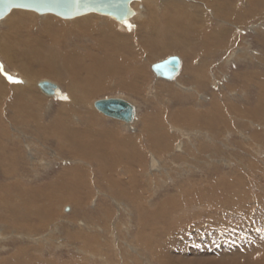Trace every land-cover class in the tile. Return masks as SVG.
<instances>
[{"label": "rangeland", "instance_id": "rangeland-1", "mask_svg": "<svg viewBox=\"0 0 264 264\" xmlns=\"http://www.w3.org/2000/svg\"><path fill=\"white\" fill-rule=\"evenodd\" d=\"M148 1L143 2L147 5ZM184 1L193 3V0ZM162 4L161 0H155L143 17L136 15L140 20L138 23L149 35L138 38L144 47H148L149 55L144 57L146 60L135 61L134 68L133 61L128 60L126 64L134 70L120 79L127 80L126 84L117 85L114 84L118 79L105 73L103 66H97L96 71L93 67L91 71L85 68L91 64L87 55L91 49H96L93 46L97 43L85 29H67V33L58 29L55 34V31L29 23L30 20L20 21L16 30L0 21V76L10 85L8 90L0 92V101L4 103L0 105V123H9L5 126L10 128L11 137L14 133L11 124L19 130L27 125L26 131L35 135L34 119L37 118V142L30 141L38 154L30 155L28 151L26 157H36L41 166L45 162L49 164L51 149L56 150V147L61 159L70 157L67 161L73 160V163H67L58 158L55 159L56 166L47 169L42 166L38 171L32 163L26 165L25 156L17 162L11 161L10 155H13L9 153L17 150L19 145L14 142V146L13 141H6L7 136H0V264H264V16L257 23L261 28L254 27V21H249L246 28L239 31V26L231 21L210 16L211 27L207 30L230 28L234 34L229 33V39L225 38V41L215 37L206 43L202 39L199 42L207 45L203 47L205 45L201 46L193 39L187 44L177 43L176 39H182L180 35H184V31L177 26L169 27L174 23L169 18L175 12L165 11ZM115 21L113 29L110 25L102 28L111 30L103 35L109 41L115 42L127 33L138 34L136 24L127 22L131 25L124 28L127 26ZM181 22L182 18L179 24ZM26 28L33 35L28 30L22 33ZM12 44L17 48L9 46ZM174 44L180 49H186L184 46L187 45L194 49L176 52L170 49ZM4 48L6 58L2 52ZM16 49L20 54L29 51L26 56L15 54L16 57H10ZM245 49L253 55L238 52ZM75 51L81 59L78 58L79 62L76 59L79 65L70 68L69 55ZM119 52L116 48L101 57L116 70L121 67ZM233 52L236 56L230 57ZM170 58L183 60L179 67L182 65L186 72L178 84L171 83L178 75L167 77L152 66ZM53 59L57 60L56 70L51 64ZM196 61L200 66L206 65V73H210L201 72V83H196L190 74L191 65ZM69 68L75 72L77 84L84 91H76L72 85ZM137 69L144 74L141 73L142 78L134 82ZM123 70H126L125 65ZM26 76L32 81L53 80L66 89L63 92L66 96L55 97L52 102L37 98L41 96L38 88L37 93L36 88L20 93L30 99L37 98V103L41 104L45 122L41 127L39 107L34 100L27 102L14 98L13 88L17 83L27 81ZM98 77L102 80H97ZM69 88L74 95L78 94L75 105L72 98L68 99ZM195 88L198 92L193 93ZM117 96L129 98L139 106L138 121L132 130L126 129L120 121L100 119L90 112L94 100ZM68 102L70 108L79 113L75 115H79L80 123L70 117V112L62 110V104ZM17 111L22 114L16 117ZM58 117L74 123V129L70 130L71 155H61L54 136H48L47 131L41 129L53 127ZM19 121V126L14 124ZM168 122L174 124L175 130ZM149 130H154L155 135ZM107 131L120 135L110 142ZM128 135L139 138L137 147L126 148L134 153L116 157L113 147L129 146L133 138L129 139ZM179 140L185 143V149L182 153L170 154ZM45 141H51L52 148L44 145ZM91 141L94 150L103 146V152L110 150V154H95L94 150L86 152L87 143ZM143 148L145 151L162 149L164 169L161 171L168 175L161 172L145 177V172H149L146 153L147 159L146 162L143 159V163L147 166L140 173ZM78 161L79 164L74 163ZM31 165L38 171H35L36 175L30 169ZM65 167L71 171V186H64V190L61 184L51 186V180L58 177L62 180L60 183H66L61 178L66 174ZM16 179L20 185L10 186ZM118 183L124 184L121 185L124 192L120 193ZM21 184L27 191L26 196L20 192ZM61 192H69L68 197L61 199ZM135 192L141 193L143 198ZM125 202H129L132 209ZM47 207L52 211L51 215L47 213L50 211ZM145 208L151 211L150 216L149 212H143Z\"/></svg>", "mask_w": 264, "mask_h": 264}, {"label": "bare ground", "instance_id": "bare-ground-1", "mask_svg": "<svg viewBox=\"0 0 264 264\" xmlns=\"http://www.w3.org/2000/svg\"><path fill=\"white\" fill-rule=\"evenodd\" d=\"M144 0H141V1H136V2H133L131 4V7H134L136 8L133 9V17L124 21V22H120L121 26H127V27H124V28H128L132 23L133 24H136L137 27H138V34L137 35H133V34H130V33H127L125 35H122L121 36V39H117L115 40V42H111L109 41L108 38H104L103 35L106 34V32H109L111 30H102V28H105L106 25H110V28L113 29L112 25H114L116 23L115 19H113L112 17H109V16H102V15H99V14H96V13H89V14H86V15H83V16H80V17H77V18H73V19H66V20H63L61 19V17L59 16H56L54 14H44L42 15V18H39V14L34 12V11H29V10H23V9H14L10 12L9 15H7L4 19L0 20L1 22L5 21L7 22L8 25L11 26L12 29H17L18 24H20L21 22L20 21H29V23H34L35 25H37V27H43V30L45 28H47L48 30H52L55 34H58V29H61L64 31L69 32V30L67 31V29H73V28H78V29H85L87 32H90L91 33V36H93V39H95V41H97L96 44H94L93 47H96V49H91L89 51V54L87 56H90V58H88L90 60V63L89 64V67H87V65L85 66V68L88 70V71H91L92 70V67L95 69L96 71V68L97 66H103L102 67V70H104L105 73L113 76L114 79H118V81H116V83L114 85H117V84H126V82L124 81H120V79H122L123 77L126 78V73L129 71H133L134 69V65H135V61H143V60H146V58L144 59V57H147L149 55V50H148V47H144L143 44H141L139 42V39L138 38H145V35L146 37H149L147 31L145 30L144 26L142 24H139L138 22H140V20H137V17L136 15L138 16V18H141L144 16V13L145 11H147L149 5L155 1V0H149L147 5L143 2ZM176 1V2H175ZM161 2H163V4L161 5L162 8L165 10V11H168V12H175L174 13V16L170 17L169 19L173 20L174 23L171 24L169 27H173V26H177L178 29L179 27L183 29L184 31V35H180L182 37V39H176L177 40V43L180 44V43H186L187 44V41H190L191 39L195 40L198 44L201 43L199 41H201L203 39V41H206V43H208L211 39L215 38V37H219L221 39H223L225 41V38L229 39V33L230 34H234L233 30L232 29H220L218 31L216 30H207L208 28H210L211 26L209 25L210 22H209V19H211L212 17L214 16H218L222 19H227L229 21H231V23L233 24H236L239 26L238 28V31L240 29H244L246 28V25L248 24L249 21H254L255 23V26L256 28H261V25L257 24L259 23V20L264 16V0H193V3L189 1V3H186L184 0H161ZM137 8H140V10H137ZM38 14V15H37ZM39 16V17H38ZM210 16H212L210 18ZM20 19H17L19 18ZM182 18V22L179 24V21L181 20ZM65 19V18H64ZM0 22V23H1ZM131 24H129V23ZM28 23V25L30 26V24ZM102 24V25H101ZM251 24V23H250ZM233 26V25H232ZM15 27V28H14ZM50 27V28H49ZM134 27V25H133ZM199 27H204V28H199ZM30 28V27H29ZM29 28L27 29H24V31H22V33L26 32V30H28L27 32H29L30 34H32L30 31H29ZM57 28V29H56ZM21 29V28H20ZM132 29V28H131ZM82 30V31H83ZM126 30V29H125ZM124 30V31H125ZM20 32V31H19ZM78 32V31H76ZM232 32V33H231ZM18 33V32H16ZM20 33V34H22ZM80 33V32H79ZM78 33V34H79ZM129 34V35H128ZM181 34V33H180ZM33 35V34H32ZM81 35V34H80ZM89 35V34H88ZM112 35H113V32H112ZM188 37V38H187ZM102 38V39H101ZM86 39V38H85ZM189 39V40H187ZM88 41V40H87ZM194 41V42H195ZM195 42V43H196ZM211 42V41H210ZM89 43H90V40H89ZM93 43V42H92ZM146 43V41H145ZM205 42L204 43H201V46L202 45H205L206 44ZM189 44V43H188ZM200 45V44H199ZM13 48H17L15 47L13 44L12 45H9ZM186 49L190 50L191 47H189L188 45L187 46H184ZM203 47H207V45L203 46ZM212 47V46H211ZM12 48V49H13ZM118 48L119 51V55H118V61L121 63V67L117 68L116 70L113 69V65H111V63H104L101 55H105L107 54L109 51H115V49ZM208 48H210V46L208 45ZM170 49L174 50V51H179V47L177 45H173V47H170ZM186 49H180V50H186ZM194 49V48H192ZM191 49V50H192ZM202 49V48H201ZM213 49V47H212ZM249 49V48H248ZM5 48L4 50L2 49V52H3V55L5 56L6 58V53H5ZM17 52H13L14 54H10V57L11 56H15L18 54V55H21V56H26L28 54V51L29 50H25V53H19L18 49H16ZM60 50L62 51L63 49H61V46H60ZM203 50V49H202ZM208 50V49H207ZM216 50V49H215ZM11 51V50H10ZM196 51V50H195ZM22 52V51H21ZM197 52V51H196ZM202 52V51H201ZM239 53H244L245 52H248L250 55H253V53L249 51H247L246 49L245 50H239L238 51ZM27 53V54H26ZM184 53V52H182ZM210 53V52H209ZM232 53V52H231ZM1 54V53H0ZM16 54V55H15ZM17 55V56H18ZM181 55V54H180ZM231 55L233 56H236V53L233 52V54H230L229 56L231 57ZM2 56V55H1ZM3 56V57H4ZM77 55V52H72V54L70 53L69 57L71 58V63L72 65L70 66V68L74 66H77V64L79 65V59H81L80 56ZM141 56V57H139ZM208 56V55H207ZM242 56V55H241ZM212 57V56H211ZM210 57V58H211ZM4 58V59H5ZM22 58V57H21ZM79 58V59H78ZM233 58V57H232ZM253 59V57H250V59ZM76 59L78 60V62L76 61ZM171 59V58H170ZM170 59H164L161 63L160 61L158 63H155L156 65L152 64V66H155L156 69H158L159 71L161 70L163 74H165L166 76H171V77H175L177 76L174 80H171V83H175V84H178L179 82H181L180 79H182L183 77V73H185L186 71H183V68H182V65H181V68L178 66V67H170L169 63H170ZM203 59V58H202ZM206 59V58H205ZM209 59V58H208ZM207 59V60H208ZM240 59V58H239ZM251 59V60H252ZM6 60V59H5ZM16 60V59H15ZM128 60H132L133 61V68L130 64H126ZM197 60V58H196ZM228 60V59H227ZM231 60V59H230ZM56 61L55 59H53L51 61V64L55 69L54 66H56ZM183 60H179V62H181ZM190 61V60H189ZM199 61V60H197ZM197 61L195 63H192L191 67L190 65L188 69H190L191 71V75L194 77V80L196 83H201L203 81V79H199L201 77V72L202 73H205V74H208L206 73V70L208 69H205L206 65L203 67V66H200L199 65V62L197 63ZM210 61V60H208ZM254 61V60H252ZM231 62V61H230ZM228 62V63H230ZM7 63V62H6ZM76 64V65H73V64ZM182 63V62H181ZM180 63V64H181ZM207 63V62H206ZM210 64V62H208ZM55 64V65H54ZM137 64V63H136ZM231 64V63H230ZM126 66V70H123V66ZM146 65V64H145ZM204 65V64H203ZM29 66V65H28ZM48 66V65H47ZM143 66V65H142ZM208 66V65H207ZM260 66V65H259ZM49 67V66H48ZM150 67V66H149ZM33 68V67H32ZM69 68L68 70V74L70 75V72L71 75H72V78H73V83L72 85H74V87L76 88V91L77 90H81L82 92V88L77 84L79 81L77 79V76L75 77V72L73 73V71H70L71 69ZM147 68V67H146ZM252 68V67H251ZM186 69V68H184ZM26 71V70H25ZM111 71V72H110ZM178 71V72H177ZM189 71V70H187ZM208 71V70H207ZM28 72L29 74H32V72L30 71H26ZM152 72V71H151ZM142 74H144V71H139V69L135 70V80L133 79L132 81L134 82H137L141 77ZM161 73V74H162ZM180 74V75H179ZM210 74V73H209ZM107 75V77L109 76ZM134 75V76H135ZM159 75V74H158ZM157 75V77H158ZM186 75V74H185ZM110 76V77H111ZM145 76H146V73H145ZM226 76V75H225ZM144 77V76H143ZM27 78V81H21L20 84L17 83L15 85V87L13 88L15 90V94H14V98H16L17 100H21V99H25L27 102H29V100H34V104L38 105L39 107V111H40V117H39V125L40 127L43 125V109L41 108V104L37 103V98H40L41 100H51L54 101V98L55 97H60V98H63L64 95L63 92H65L66 89H63V87L59 86L56 81H53V80H43L41 79L40 81L39 80H34L32 81L29 77L28 79V76H26ZM142 78V77H141ZM76 79V80H75ZM101 78L98 77L97 80H100ZM186 79V78H185ZM193 79V78H192ZM208 79V77H207ZM217 79V78H216ZM102 80V79H101ZM168 80V79H167ZM205 80V79H204ZM72 81V80H71ZM158 81H161V80H158ZM165 81V80H164ZM28 82V83H27ZM162 82V81H161ZM194 82V81H193ZM45 83H50L52 84L55 88L54 90H48V88H45L43 84ZM113 83V82H112ZM197 85V84H196ZM195 85V86H196ZM223 85V84H222ZM226 85V84H225ZM9 84L6 83V81L4 79L1 78L0 76V92L2 91H6L8 90L9 88ZM71 86V85H70ZM162 86V85H161ZM180 87V86H179ZM187 87V86H186ZM256 87V86H255ZM36 88V93H37V88L39 89L40 93H41V96L38 95L36 100L33 98V99H30L28 98V95H20V93H22V91H28L30 89H34ZM45 89H47L45 91ZM185 90V88H182ZM189 89V88H188ZM72 90V89H71ZM95 90H97V88H95ZM178 90V89H177ZM193 91V89H190ZM69 93H68V99L71 100V98L74 100L73 102V105L76 104V95L78 96V94L75 93L74 95V91H70V88H69ZM84 91V90H83ZM190 92V91H189ZM198 92V89L195 88L194 92L193 93H196ZM233 92V91H232ZM239 92V91H238ZM187 93V92H186ZM192 93V92H191ZM83 94V93H82ZM81 94V95H82ZM189 94V93H188ZM20 95V96H19ZM11 96V95H10ZM75 96V97H74ZM190 96V95H189ZM240 96V95H239ZM1 97V96H0ZM86 98V96L83 95V98ZM106 99H122V98H119V96L117 97H109V98H99L97 100H94L92 102V104L90 105V109H92L94 111L91 110L90 112L96 116L97 118H104L106 120H112L114 122L117 123V121H120L118 119H115V118H111V117H108L107 115L103 114L102 112H100L96 106L97 102L99 101H102V100H106ZM16 100V101H17ZM124 101L128 102L130 105H132L134 107V117L131 121H120L122 123H120L121 125H123L126 129H129V130H132V128H134L137 124V117H138V112H139V106L138 104L133 101V100H130L129 98L128 99H123ZM26 101H23V102H26ZM3 103V101H0V105ZM189 102V101H188ZM195 103H198V102H195ZM4 104V103H3ZM84 106L83 103H80ZM184 104V103H183ZM191 104V103H190ZM261 104V103H259ZM28 106H30V103L27 104ZM186 105V104H185ZM207 105V104H206ZM32 106V105H31ZM62 106H64V108L62 109L63 111H66V112H70V117H73L74 118V121H78L80 123V120H79V113L76 112V111H73L71 108H70V103L68 102L67 104L63 103ZM80 106V105H79ZM3 107V106H2ZM67 107V108H65ZM94 107V108H93ZM228 107V106H226ZM225 107V108H226ZM1 108V106H0ZM95 109V110H94ZM227 110V109H226ZM225 110V111H226ZM194 111V110H193ZM223 111V110H222ZM258 111V110H257ZM16 113V112H15ZM72 113V114H71ZM74 113V114H73ZM75 113H78L75 115ZM197 113V112H196ZM22 113L18 112L15 114V116H19L21 115ZM82 114V113H81ZM227 114V111L226 113ZM104 116V117H103ZM14 117V116H13ZM106 117V118H105ZM206 117V116H204ZM210 117V116H209ZM22 118V116H21ZM208 118V117H207ZM11 117L8 119L10 121ZM58 121L54 124L53 127H50L49 129L47 128H41V129H44L46 132V134L48 136H54V139L57 141V145L59 146L60 150H61V155L62 153L63 154H66V155H71V152L73 151L72 150V146H73V143L71 142L70 143V137H71V134H70V130L74 129L73 128V125L74 123L72 121H69L68 123L65 121V120H61L60 117L57 118ZM145 119V118H144ZM202 119V118H201ZM211 119V118H210ZM2 120V119H0ZM6 120V119H5ZM15 120V119H14ZM18 120V119H16ZM148 120V119H147ZM204 120V118H203ZM212 120V119H211ZM23 121V120H21ZM21 121L19 122H14V124L19 126ZM146 121V120H144ZM2 122V121H1ZM11 122V121H10ZM28 122V121H27ZM26 122V123H27ZM82 122V120H81ZM209 122V120H208ZM216 122V121H215ZM30 123V122H29ZM45 123V122H44ZM146 123V122H145ZM148 123V122H147ZM9 123H0V136L3 135L5 138H6V141H13V145H14V142H17L16 145H19V147L17 148V150L13 151L11 149H6L8 150H11L9 154H12L13 156L10 155V158H11V161H15L17 162L18 161V158H21L25 156V160H27V163L26 165L29 163H32L33 166H37V170L39 171V169H41L40 167H44V168H52V166H56V164H58L57 162H55V159L56 161L57 160H61L62 162H72L73 163V160L72 161H67V159H69L70 157L68 158H65L64 160L60 158V152L59 150L55 147L56 150H52L53 148L51 147V141H45L43 144L44 145H49L48 148H52L51 149V156H50V160H49V164H47L46 162L42 164V166L40 164H38L37 162V158L36 157H26V154H28L27 152L29 151V154L30 155H33L35 152L37 153V148L34 147V144H31V142H37L35 140H37V118L34 119V126L36 127V130L33 129V132H35V135L32 134L31 131L27 132L26 131V127L27 125H23L21 126V129L19 130L18 128L14 127L12 124L9 125L11 127V130L13 133L12 137H11V134L8 132V130L10 128H6ZM24 124V123H22ZM169 124V122H168ZM170 124L172 125V122H170ZM169 124V125H170ZM207 124V123H206ZM149 125V124H148ZM133 126V127H132ZM173 128L171 129H174L175 130V127H174V124L172 125ZM227 127V126H226ZM25 128V129H24ZM28 128V127H27ZM187 128V127H186ZM185 128V129H186ZM209 128V127H208ZM211 128V127H210ZM209 128V129H210ZM141 129V128H140ZM147 129H150V128H147ZM204 129V128H203ZM30 130V129H29ZM213 131V129H211ZM140 131V130H139ZM145 131V129H144ZM152 131L154 130H149L150 133H152ZM162 131V130H161ZM176 131L178 132L179 129H176ZM11 132V131H10ZM174 132V131H173ZM180 132V131H179ZM141 133V132H140ZM146 133V131L144 132ZM189 133V132H188ZM207 133V132H206ZM106 134L109 136L110 138V142L111 141H116L115 140V136H117L116 138H118V135H120L119 133H115L113 134L112 132L110 131H107ZM154 134V132L152 133V135ZM157 134V133H156ZM203 134V133H202ZM136 135V134H134ZM155 135V134H154ZM160 135V134H159ZM197 135V134H196ZM9 136V137H8ZM129 136V139H132L130 138V135ZM166 136V134H165ZM194 136V135H192ZM191 136V137H192ZM206 136V134H205ZM139 137V136H137ZM141 137V136H140ZM144 137V136H143ZM31 138V139H29ZM135 138V137H134ZM133 138V141L129 144V146H124L125 148H120L118 146H115L113 147L114 149H116V151L114 150V152H116V157H120L122 155H132L131 153H134V151H129L128 149H130V146L132 147H137V138L134 139ZM159 138V137H158ZM184 138V137H183ZM186 138V136H185ZM147 139V138H146ZM163 139V138H162ZM165 141H168L166 139H168V137H165L164 138ZM182 139V138H181ZM23 140V141H22ZM30 140H33V141H30ZM40 140V139H39ZM183 140V139H182ZM189 140V139H188ZM195 141V139H193ZM149 142H151L150 140H148ZM23 142H24V145L23 146ZM41 142V141H40ZM121 142L123 143L124 140L121 138ZM147 142V140H146ZM4 143V142H3ZM9 144V142H7ZM5 143V144H7ZM42 143V142H41ZM142 143V142H140ZM145 143V142H144ZM156 143V142H155ZM11 144V142H10ZM28 144V145H27ZM139 144V142H138ZM152 144V142H151ZM158 144V143H157ZM2 145V144H0ZM37 145V144H36ZM39 145V144H38ZM153 145V144H152ZM155 145V144H154ZM8 146V145H7ZM15 146V145H14ZM41 146V145H40ZM10 147V146H9ZM140 147V145H139ZM162 147V146H161ZM1 148V147H0ZM13 148V147H12ZM16 148V147H14ZM42 148V147H41ZM44 148V147H43ZM87 148L88 150L86 152H89L90 153V150H94L95 146L92 147V141L91 142H88L87 143ZM93 148V149H92ZM128 148V149H126ZM142 148V147H141ZM5 149V148H4ZM47 149V148H46ZM185 149V143L181 142L179 140V142H176L175 145H174V149H173V152L170 154H175V153H182L183 150ZM49 150V149H48ZM104 148L103 146L98 149V150H94L96 151L95 154L99 153V152H103ZM137 150V149H136ZM5 151V150H3ZM43 151V149H42ZM41 151V152H42ZM45 151V150H44ZM58 151V152H57ZM110 151V150H109ZM103 152V154H110V152ZM124 151V153H123ZM145 149L143 148L142 149V152H143V156H141V159H140V164H141V169L142 168H146L147 165H145V163H143V159L145 160L146 162V157L148 156V170L149 172H145V177L148 176V177H152L154 174H157V173H161V172H166V171H161L162 169H164L161 165L162 161H161V155H163L162 153V149H159L158 151L155 149V150H147L145 151ZM49 152V151H48ZM145 153L147 154V156L145 155ZM38 154V153H37ZM168 154V155H170ZM74 155V154H73ZM59 158V159H58ZM146 158V159H145ZM31 159V161H30ZM135 159V158H134ZM137 159V158H136ZM163 160V159H162ZM34 163H37L36 165H34ZM71 163V165H73ZM74 163H78L79 164V161L78 162H74ZM32 165L29 167L34 175H36V172L37 171L35 169V167H32ZM48 165V167L46 166ZM60 165V164H59ZM28 168V167H27ZM59 168V166H58ZM67 168L66 169V174L61 177L62 179L66 180V183L65 184H62V182L60 183V181H62L61 179L56 178V179H53L51 180L50 182V185L51 186H58V185H62L63 186V190H64V186L66 187H69L71 186V181H70V168L68 167H65ZM134 168V167H133ZM45 169V171H46ZM132 169V168H131ZM135 169V168H134ZM139 170V169H138ZM144 169L140 170V173L141 171H143ZM37 171V172H38ZM10 172V171H9ZM133 171H131L132 173ZM13 173V171H12ZM5 174V173H4ZM32 174V173H31ZM133 174V173H132ZM166 174L168 175V173L166 172ZM11 174L9 173V176ZM33 175V174H32ZM38 175V174H37ZM136 175V174H135ZM133 176V175H132ZM156 176V175H155ZM115 177H117V174L115 175ZM157 179V178H156ZM59 180V182H58ZM146 180V179H145ZM150 180V179H149ZM151 181V180H150ZM149 181V182H150ZM160 182V181H159ZM10 183V182H9ZM161 183V182H160ZM150 184V183H149ZM13 185H20L18 183V180L16 179V181H12L10 186H13ZM121 185L123 186L124 184H121V183H118L117 184V188H120V193L121 191L124 192V190H122L121 188ZM167 185V184H166ZM21 193L23 195H27V191H25V188H23V185L21 184ZM53 187V188H54ZM116 187V186H115ZM56 191V190H55ZM60 191V190H59ZM144 191V190H142ZM177 191V190H176ZM99 194H101V192H98ZM141 196V193L139 192H135V194H137ZM41 194V193H40ZM64 194V195H63ZM182 194V193H181ZM203 194V193H202ZM69 195V192H65V193H60V196H61V199H65L66 197H68ZM142 197V196H141ZM46 198V197H44ZM143 198V197H142ZM78 199V198H77ZM97 200V199H96ZM146 200L145 198L143 199V201ZM141 201V200H140ZM131 202V200L129 201ZM129 202H125V204H127L130 208L129 209H132L131 207V204L129 205ZM65 203V202H64ZM96 207V206H94ZM137 207V206H136ZM143 207V205H142ZM159 207V206H158ZM53 208V207H51ZM127 208V207H126ZM47 210H50L49 207H47ZM54 211V208L52 209ZM125 210V209H124ZM128 210V209H127ZM141 210V209H140ZM39 211V210H37ZM96 211V210H95ZM130 211H133V210H130ZM146 211V212H149V210L147 208L143 209V212ZM151 212V211H150ZM149 212V216L151 215ZM32 213L35 214L34 211H32ZM48 214L51 215L52 211L50 210L49 212H47ZM132 213V212H131ZM32 215V214H31ZM132 215V214H131ZM158 216V215H156ZM121 217V216H119ZM141 218V217H140ZM32 219V218H31ZM35 220V219H34ZM43 226V225H42ZM112 226V225H111ZM41 228V226H40ZM48 231V230H47ZM159 231V230H158ZM56 236V235H55ZM42 241V239H41ZM40 242V241H39ZM43 243V242H42ZM264 258V257H263ZM259 259V258H258ZM257 261V260H256ZM263 262V261H262Z\"/></svg>", "mask_w": 264, "mask_h": 264}, {"label": "water", "instance_id": "water-1", "mask_svg": "<svg viewBox=\"0 0 264 264\" xmlns=\"http://www.w3.org/2000/svg\"><path fill=\"white\" fill-rule=\"evenodd\" d=\"M136 1L141 0H0V20L4 19L14 9H23L34 11L40 15L54 14L66 19L96 13L124 22L133 17L131 4ZM169 61L170 67L179 66L177 58H171ZM167 77L171 78V76ZM43 85L48 90L55 88L50 83ZM96 106L100 112L108 117L125 122L131 121L135 113L134 107L123 99L102 100L97 102Z\"/></svg>", "mask_w": 264, "mask_h": 264}]
</instances>
